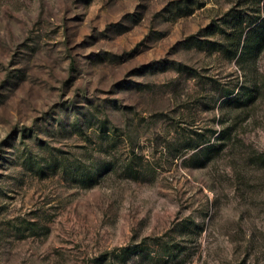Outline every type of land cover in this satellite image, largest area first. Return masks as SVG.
I'll use <instances>...</instances> for the list:
<instances>
[{"label": "rangeland", "instance_id": "obj_1", "mask_svg": "<svg viewBox=\"0 0 264 264\" xmlns=\"http://www.w3.org/2000/svg\"><path fill=\"white\" fill-rule=\"evenodd\" d=\"M0 264H264V0H0Z\"/></svg>", "mask_w": 264, "mask_h": 264}, {"label": "trees", "instance_id": "obj_2", "mask_svg": "<svg viewBox=\"0 0 264 264\" xmlns=\"http://www.w3.org/2000/svg\"><path fill=\"white\" fill-rule=\"evenodd\" d=\"M240 24V26H242L243 25V22H240L239 23ZM254 24V23H253ZM252 24V25H253ZM248 26H251V24H249ZM254 29H256V28H254ZM250 30H252V29H250ZM252 33V32H251ZM256 41V40H255ZM252 45H253V43H252ZM249 47H251V43H250V40H249V42L245 45V48L246 49H248Z\"/></svg>", "mask_w": 264, "mask_h": 264}]
</instances>
